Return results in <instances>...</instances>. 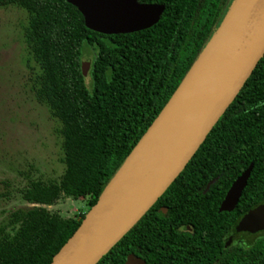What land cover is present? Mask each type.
I'll return each mask as SVG.
<instances>
[{
  "label": "trees",
  "instance_id": "16d2710c",
  "mask_svg": "<svg viewBox=\"0 0 264 264\" xmlns=\"http://www.w3.org/2000/svg\"><path fill=\"white\" fill-rule=\"evenodd\" d=\"M236 0H139L165 6L158 24L127 35L89 30L65 0H0L29 15L27 42L43 65L39 96L60 119L65 173L32 182L35 207L0 227V264H50L82 222L49 214L61 195L82 197L90 209L192 70ZM89 55L91 69L82 61ZM88 76V77H87ZM254 164L239 201H264V56L184 171L158 200L167 215L141 221L97 264H123L136 231L178 229V201H223ZM215 181L207 191L210 182Z\"/></svg>",
  "mask_w": 264,
  "mask_h": 264
},
{
  "label": "water",
  "instance_id": "95a60500",
  "mask_svg": "<svg viewBox=\"0 0 264 264\" xmlns=\"http://www.w3.org/2000/svg\"><path fill=\"white\" fill-rule=\"evenodd\" d=\"M83 16L86 27L102 35H127L152 28L165 6L139 0H65ZM236 0L219 30L177 92L106 187L79 228L50 264H97L148 213L184 171L218 121L237 98L264 56V0L238 18ZM232 29L224 50L208 77L206 87L172 121H163L194 76L213 44ZM84 74L91 61H82ZM252 163L231 185L220 211H231L248 184ZM215 181L209 183L207 190ZM264 229V202L250 210L238 230ZM126 264H133L128 257Z\"/></svg>",
  "mask_w": 264,
  "mask_h": 264
},
{
  "label": "rangeland",
  "instance_id": "374dc122",
  "mask_svg": "<svg viewBox=\"0 0 264 264\" xmlns=\"http://www.w3.org/2000/svg\"><path fill=\"white\" fill-rule=\"evenodd\" d=\"M28 28L25 10L0 7V227L35 207L24 195L32 182L50 184L66 171L62 124L39 96L43 65L29 48ZM43 209L79 223L92 208L82 197L61 195Z\"/></svg>",
  "mask_w": 264,
  "mask_h": 264
},
{
  "label": "flooded vegetation",
  "instance_id": "af4514ba",
  "mask_svg": "<svg viewBox=\"0 0 264 264\" xmlns=\"http://www.w3.org/2000/svg\"><path fill=\"white\" fill-rule=\"evenodd\" d=\"M223 202L178 201L180 227L155 229L150 224L149 229L136 231L123 264L128 257L133 264H264V229L238 230L246 213L264 201L252 208L246 201H238L233 210L220 211ZM156 204L150 209L155 210L151 214L155 220L172 209Z\"/></svg>",
  "mask_w": 264,
  "mask_h": 264
},
{
  "label": "bare ground",
  "instance_id": "6f19581e",
  "mask_svg": "<svg viewBox=\"0 0 264 264\" xmlns=\"http://www.w3.org/2000/svg\"><path fill=\"white\" fill-rule=\"evenodd\" d=\"M250 5L251 0H240L235 9L233 19H236L240 15L245 13V11H247ZM231 31L232 29L227 28L226 32L222 35V37L218 39L210 48L209 52L202 60L194 76L192 86L185 93H183V96L180 95L178 100L174 103L172 109L166 116L165 121H163L162 127L167 125V123L172 121L176 116L179 115L181 111L188 107L193 102L195 97L206 87L208 77L212 71V68L214 67L217 59L224 50L227 40L229 39V36L231 34Z\"/></svg>",
  "mask_w": 264,
  "mask_h": 264
}]
</instances>
